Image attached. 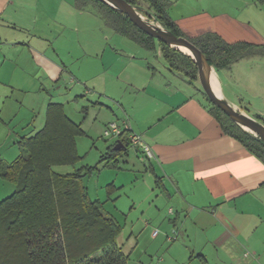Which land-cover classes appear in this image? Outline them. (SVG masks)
I'll return each instance as SVG.
<instances>
[{
  "label": "crops",
  "instance_id": "0c3cea01",
  "mask_svg": "<svg viewBox=\"0 0 264 264\" xmlns=\"http://www.w3.org/2000/svg\"><path fill=\"white\" fill-rule=\"evenodd\" d=\"M167 1L187 37L213 32L230 44H264V0ZM118 34L92 3L79 8L76 0H0V160L21 154L20 141L45 126L52 103L64 106L82 135L92 131L86 119L66 111L71 100L76 116L97 111L89 127L96 131L127 118L129 134H139L154 156L144 158L137 147L140 165L107 158L99 164L105 168L88 176L97 173L99 185L105 171L108 196L90 198L103 208L106 200L118 208L125 199L129 211L119 209V216L140 206L141 216L173 233L160 264H264V161L224 130L199 80L171 69L159 49L126 37L152 55L128 48ZM216 70L214 88L264 123V56ZM110 146L96 148L99 160ZM79 155L81 162L85 155ZM120 174L126 178L118 181ZM15 189L0 176V201ZM106 215L120 223L118 215ZM164 240L155 241L163 246Z\"/></svg>",
  "mask_w": 264,
  "mask_h": 264
},
{
  "label": "trees",
  "instance_id": "16d2710c",
  "mask_svg": "<svg viewBox=\"0 0 264 264\" xmlns=\"http://www.w3.org/2000/svg\"><path fill=\"white\" fill-rule=\"evenodd\" d=\"M149 18L159 21L178 36H185L170 17L167 0H127ZM96 5L98 13L112 29L143 46L160 50L169 67L198 81L193 58L141 30L125 13L99 0H76L79 8ZM217 69L249 57L264 56V44H230L208 32L190 38ZM213 104V103H212ZM212 112L224 130L237 137L250 152L264 161V141L236 124L213 104ZM84 134L60 103L50 104L45 126L20 141L21 154L11 162L0 160V176L15 184V191L0 201V264H127L128 256L117 244L122 226L103 211V203L90 198L84 178L128 148L110 150L96 165H83L61 173L55 165L75 164L82 158L77 137ZM124 131L119 141L130 140ZM117 142V141H116Z\"/></svg>",
  "mask_w": 264,
  "mask_h": 264
},
{
  "label": "rangeland",
  "instance_id": "374dc122",
  "mask_svg": "<svg viewBox=\"0 0 264 264\" xmlns=\"http://www.w3.org/2000/svg\"><path fill=\"white\" fill-rule=\"evenodd\" d=\"M120 39L122 42H127L125 45L128 48H138L137 50H140L146 54L152 55V52L142 48L141 46L133 43L130 39L126 38V36L122 35H115ZM260 105H262L260 103ZM106 109H104L102 112H105ZM66 111L71 115L73 119H86V122H84V125L86 129H90L91 132H88L87 135H82L78 138V149L79 153L82 155H85L83 161L75 163V164H66V165H55L54 169L61 173H69L76 170L77 167H80L82 164H91L94 165L98 162L100 154H97L96 148L101 147L102 150H105L107 146L114 145L115 140L112 137H104V132L102 131H96L97 128H89L91 125L92 120H94V117H96L97 111L94 109H91V111H87L85 113L84 111L81 112L79 116H76V100H71L66 104ZM107 114H110L109 112ZM263 123V120H260ZM119 159H121V164L123 166H126L124 159H127L128 161H134L138 165L142 164V161L139 160L138 156L135 154L133 149H129L128 155L127 153H123L122 155L118 156ZM124 158V159H123ZM100 170L105 168L103 164L99 166ZM105 170V169H104ZM103 170V171H104ZM105 172V171H104ZM102 173V175L99 177L100 181H104V187L100 188V181L99 185L97 184V181L95 180V177L98 176L97 173L93 176H87L85 178V182L87 186L89 187L90 191V197L94 199L96 195H100L101 198L104 200L107 197V191H106V175ZM139 179H143V174L135 173ZM122 175L120 174L118 181L120 179L123 180ZM95 180V181H94ZM129 204L125 201V199H122L121 202L118 204V208L114 207V203L111 200H106L105 206L103 208V211L105 214H112V215H118V220L122 224V233L117 238V244L122 247L123 251L126 255L129 257L127 258L128 264H160L161 258H163V255H169V246L174 242L171 240V238H168L170 234H167L166 230L161 226V222L158 220L155 221L151 218H146L141 216V210L143 209L140 206H136V209L132 214L129 216H125L124 214L122 216H119V209H123V211L128 212L129 210ZM170 207V206H169ZM167 207L166 209L168 210ZM146 209V208H144ZM170 221L169 218L166 219L165 224L169 225ZM155 230H158L159 237H163L166 239L163 242V246L159 245L155 240V236L153 235V232ZM157 233V234H158Z\"/></svg>",
  "mask_w": 264,
  "mask_h": 264
},
{
  "label": "water",
  "instance_id": "95a60500",
  "mask_svg": "<svg viewBox=\"0 0 264 264\" xmlns=\"http://www.w3.org/2000/svg\"><path fill=\"white\" fill-rule=\"evenodd\" d=\"M111 7L125 13L141 30L153 36L155 39L169 44L184 53L190 55L198 67V78L201 87L209 100L223 112H225L236 124L251 132L264 141V123L248 112L238 108L230 102L220 90H216L212 83V73L218 78V73L203 51L190 39L185 36H178L172 30L161 24L159 21L149 18L140 12L132 3L127 0H99ZM183 48L188 51L183 50ZM116 150L127 148L126 145L117 140L114 145Z\"/></svg>",
  "mask_w": 264,
  "mask_h": 264
},
{
  "label": "built area",
  "instance_id": "2783aa9c",
  "mask_svg": "<svg viewBox=\"0 0 264 264\" xmlns=\"http://www.w3.org/2000/svg\"><path fill=\"white\" fill-rule=\"evenodd\" d=\"M130 130H131V127H130V124L127 118L122 119L120 121L114 120L108 123V125L106 126L104 130L103 135L104 137H112L118 140L120 135L124 131L128 132L129 134ZM129 140H130V143H129V146L127 147L128 151L130 148L136 149L137 147H139L144 154V158L150 159L154 156L151 147L142 140L139 134L131 132L129 134ZM157 233H158V230H155L154 235H156ZM245 254L247 255L248 252H246Z\"/></svg>",
  "mask_w": 264,
  "mask_h": 264
},
{
  "label": "bare ground",
  "instance_id": "6f19581e",
  "mask_svg": "<svg viewBox=\"0 0 264 264\" xmlns=\"http://www.w3.org/2000/svg\"><path fill=\"white\" fill-rule=\"evenodd\" d=\"M183 50L188 51L187 49L183 48Z\"/></svg>",
  "mask_w": 264,
  "mask_h": 264
}]
</instances>
